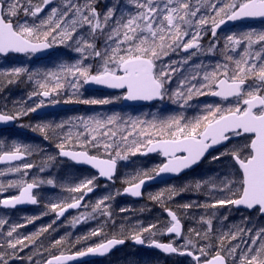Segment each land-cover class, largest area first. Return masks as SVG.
Listing matches in <instances>:
<instances>
[{
	"label": "snow or ice",
	"instance_id": "1",
	"mask_svg": "<svg viewBox=\"0 0 264 264\" xmlns=\"http://www.w3.org/2000/svg\"><path fill=\"white\" fill-rule=\"evenodd\" d=\"M127 5L117 14L118 7L99 11L98 0H83V3L80 0H60L59 3L56 0H0V56L7 57L10 53L34 55L60 44L81 57L43 73L30 72L24 66L0 68V87L5 83L19 82L26 76L29 82H34V90L28 99L59 97L70 90L69 98L63 101L66 104L106 105L113 102L109 98H81L80 89L88 84L123 89V99L128 101H163L167 98L181 109L192 107L189 102L194 96L211 95L225 101L234 98V102L228 106L205 105L202 114L192 118L183 112L163 117L153 115L151 120L125 118L118 113L106 117L79 116L75 118V132L71 128L65 131V126L73 123L71 120L55 125L47 122L24 125L41 134L45 140L54 139L58 149L55 155H47L39 171L43 172L58 157H64L97 169L100 177L111 181L118 160L126 161L137 153L158 152L166 158L165 162L152 169L139 170L125 180L127 186L123 193L140 197L142 186L147 181L163 173L179 174L197 165L209 149L220 146L223 151L218 150L212 160L229 158L238 179L221 178L218 173L150 195L151 200L163 207L170 218L168 221L146 226L137 222L128 228L122 224L119 233H114L111 238L68 254L64 250L59 254L52 251L58 247L62 249L64 237L53 241L47 248L38 245L37 241L69 209L89 207L90 211L82 212L71 220L73 226L98 217L105 220L99 227L78 237L76 242L97 236L107 237L105 226L109 221L115 225L108 203L113 196L100 197L92 205L83 202L97 186L96 177H86L68 186L60 185L68 193L78 195L49 201L46 204L48 211L42 215L51 212L56 219L36 232L22 236L18 229L33 223L39 216L27 218L26 223L12 224L0 218V264L25 259L19 253L30 246L33 247V255L27 257L28 264H67L89 254L104 255L126 240L166 254L187 255L195 264H264V227L234 225L227 232H219L214 253L208 243L214 235L216 209L227 205L243 206L264 215V30L226 35L221 62L213 65L211 70L208 66L196 64L195 72L183 75L174 89L169 87L173 74L202 51L200 41L209 31L212 40L207 53L211 54L219 45L217 29L226 20L264 18V0H127ZM82 29H87V35L80 31ZM101 37L102 47L97 43ZM181 51L189 53L182 63L164 61V57ZM88 59L99 62L95 71L92 64L84 63ZM59 102V99L50 100L52 104ZM44 106L45 100L40 99L33 106H27L25 102L14 111H0V122L18 120ZM42 151V148L31 144L13 141L6 145L0 140V164L6 165L0 169V177L18 175V178L0 182V195L9 189L18 191L16 195L0 198V206L36 205L39 199L35 189L44 184L57 186L52 178L27 179L28 170L36 165L26 158ZM187 191L204 194L208 199L203 203H183L179 209L212 211L196 220L202 226L200 229L190 228L189 234L184 235L181 217L177 210L167 206L166 200ZM124 211L127 209L122 208L121 212ZM248 220L246 217L245 222ZM157 234L183 237L185 242L177 245L173 239L163 243L155 239ZM201 240L205 243L200 244ZM45 252L48 253L47 258H44ZM37 256L41 259H35Z\"/></svg>",
	"mask_w": 264,
	"mask_h": 264
},
{
	"label": "trees",
	"instance_id": "2",
	"mask_svg": "<svg viewBox=\"0 0 264 264\" xmlns=\"http://www.w3.org/2000/svg\"><path fill=\"white\" fill-rule=\"evenodd\" d=\"M23 19V17H21ZM56 48V54L57 56L59 52L64 53L66 56H72L73 58H81L80 54L78 53V57L76 56L77 53L74 50H71L67 48L64 45V49L61 45H53ZM219 52V51H217ZM217 57H222L219 55H216ZM23 59V58H19ZM4 60L0 58V61ZM78 60V59H77ZM88 59L87 61H89ZM71 61V60H70ZM37 66L33 65H25L27 67L32 66L33 68H30L29 71L33 72V69L35 67H38L40 65V62L36 64ZM23 66V65H22ZM0 68H8V66H1ZM28 82L27 77H22L19 82V86L15 90V92H12L11 90L8 92V88L6 86V83L3 87H0V108L4 111H14L17 106H21L24 104V101L29 97V94L31 93L30 90L26 91V88H29V84H24ZM33 83L34 82H30ZM25 94V95H24ZM20 95L24 96V99H19ZM7 96L9 98H7ZM69 95H66V98L68 99ZM63 99V100H64ZM69 104H78V103H69ZM126 110L127 109H123ZM45 120H39L37 118H34L33 113H29L28 117H26L24 120H19V123L23 126L24 129H26V134L19 133L15 130L8 131V132H0V140H3L6 145H11L13 141L25 143V144H31L36 147L42 148L44 151L39 153H34L32 156L27 157V160L32 162L36 165V167L28 170V177L27 179L31 181L33 177H37L39 179L46 180V177L48 175H45L46 171H49V169L46 167L43 172L39 171V167L42 165V162L46 159L47 155H55L58 152V149L55 147L54 139L45 140L43 139L42 135L38 132H33L31 127H24V125H32L34 126L36 123H42ZM23 122V123H22ZM35 137V138H33ZM95 150H93L94 152ZM223 151V150H221ZM214 153L213 155H216ZM211 155L208 159L205 160V162L195 171L176 179L170 183L158 186V187H152L148 189L144 195L143 200L141 202H133L131 200H124L121 199L120 194L123 191V189L127 186L125 183V180L129 178L133 173L142 170V169H152L162 164V161L157 158L156 162L148 166L146 164L147 159H141L138 156V153L134 156L130 155L128 160H123V162H126L127 165H125L127 168L126 172L123 173L122 170V164H119L117 176L114 180V183L112 185H105L94 197L92 196L87 204L92 205L95 204L97 199L100 197H103L105 195H112L113 199L108 201V203L111 206L112 216L113 220L115 221V225L112 224L111 221L108 222V224L105 226V232L108 234L107 237L105 236H97L92 237L91 239L87 241H81L77 243V238L81 237L87 233H89L91 230L99 227L105 220L104 217H98L97 219L88 220L87 222H81L75 226L71 224V220L74 218H71L70 220L64 222L61 226L53 225L52 229H49L48 232L44 233L42 236L39 237L37 244L43 245L44 248H47L53 241L60 239L61 237L65 238V243L62 246V249L58 247L57 249H52V251L56 254H59L60 250H64L66 254L69 252L74 253L76 251L82 250L86 248L87 246H94L96 243H99L101 240H104L106 238H111L114 233H119L120 231V225H124L125 228H128L130 225H135L137 222L143 223L145 226L149 223H156V222H166L167 218L164 215V209L158 203L157 201L151 200L149 197L150 195H155L156 193L166 190L169 187H182L185 184H191L197 179H204L208 178L210 176H215L216 174H220V177L223 178L227 176L229 179L236 178V172L233 168L232 161L224 157L219 161H213ZM121 162V160H120ZM53 167L51 169H54L55 167H58V170L66 168V171L68 175H61L56 177L58 180L57 182L63 184V181H65L66 184H63L65 186L71 185L72 182L76 183L80 180L81 177H93L90 172H81L77 173L76 170H73L72 167H70L67 163L64 161L59 160L58 158L54 163H52ZM134 165V166H133ZM51 166V164L49 165ZM133 167V168H132ZM132 168V169H131ZM3 169V168H0ZM131 172V173H130ZM78 175L79 178L74 181L72 176ZM125 174V175H124ZM18 178V175H12V176H5L0 177V182H6L8 179H15ZM72 178V179H71ZM53 179V178H52ZM42 191L38 193L39 198V208L38 209H31L26 211H15V212H7V211H0V218L8 220L9 224L12 223H26V219L29 217H35L39 216V219H36L33 223L26 224L25 227L19 228L18 232L22 236H27L29 234H32L39 230L42 226H46L49 223H51L54 220V214L51 212H48L47 215H42L43 213L47 212L48 209L46 208V204L49 201H55L58 198L54 199L52 198L53 195L59 196L60 194L68 193L64 189H62L60 186H57L55 189L51 188L50 186H46V184L41 185ZM18 191L16 189H9L7 192L0 195V197H8L11 195H16ZM70 195H78V194H70L68 193V197ZM55 197V196H54ZM167 197V192H165V199ZM208 197L204 194L195 193L193 191H187L183 194L175 196L171 200H166L167 206L172 208L173 210H177L178 215L182 219L183 224V231L184 235H188V230L190 228H197L200 229L202 226L196 223V220L199 219L201 215H205L206 213H210L212 210H206L203 208L199 209H191V210H183L179 209L178 206L182 205L186 202H192V201H199L203 203L205 200H207ZM125 208L127 211L121 212V209ZM90 211V207L87 209H84V212ZM216 211V217L213 218V238L208 241L212 245L211 251L214 253L216 248L218 247V242L216 239V235H218L219 232L224 231L227 232L229 229H231L234 225H240V226H247V227H264V218H261L258 212L247 214L243 212H236L233 210L232 205H227L225 207H221L215 210ZM78 214L77 216H79ZM75 216V217H77ZM227 217V220H223V217ZM192 217H195L196 219H193ZM249 218L247 222H245V218ZM7 225L5 226L6 231ZM155 239L164 240L163 235L157 234ZM183 242L184 238H182ZM126 242L129 244L131 240H126ZM200 244H204L205 241H199ZM232 243H236V241H232ZM140 253H144L142 250L137 248H132L129 245H126L121 251L117 252L111 257H108L102 261L93 262L91 264H145V262H149L146 259L149 256L150 261L152 262H159L160 264H193V262L189 259H178V258H164L161 257L156 252H149L140 255ZM20 256L24 257L25 259L20 260H11L10 264H28L27 257L29 255H33V247L25 248L23 252L19 253ZM48 253H44V258H47ZM119 257V259H118ZM35 259H41L39 256L35 257ZM165 262V263H163Z\"/></svg>",
	"mask_w": 264,
	"mask_h": 264
},
{
	"label": "rangeland",
	"instance_id": "3",
	"mask_svg": "<svg viewBox=\"0 0 264 264\" xmlns=\"http://www.w3.org/2000/svg\"><path fill=\"white\" fill-rule=\"evenodd\" d=\"M60 2V0H59ZM58 2V3H59ZM81 3H83V0H80ZM109 7H118V13L119 14V10L120 9H124L125 7H128L127 5V0H107L106 2H103V0H98V10L101 12H104L107 10V8ZM22 19V18H21ZM256 30V31H262L264 30V26H260V27H251V28H247V29H237L235 31L229 32L228 34L231 33H236V34H240L241 32L244 31H249V30ZM83 34L87 35V29H82L80 30ZM227 34V35H228ZM225 35V33H224ZM209 37V34L207 36V38ZM225 38V37H224ZM224 38L221 39L219 41V45L217 47V50L214 53L208 54L207 53V49L209 46V42H206V45L203 46L202 51L198 52L197 55L193 56L191 58V60L189 61L188 64L183 65L182 70H178L176 73L173 74V82L172 84L169 86L170 88L174 89L177 86V83L179 81L180 78H182L183 75H187L189 74V72H195V65L196 64H203L205 66H208L209 70H211V67L213 65H215L217 62H221L223 60V56H222V45L224 44ZM209 40V39H208ZM98 46L102 47L103 45V37L100 38V40L97 42ZM60 45V44H57ZM62 48L64 49V45H61ZM219 51V52H217ZM216 55L222 56V57H217ZM78 57V53L76 55ZM77 59L80 58H73L72 56H66L64 53L59 52V54L57 56H53L50 59L44 61V63L40 64L38 67H35L33 69V73L39 72V73H43L47 70H56L58 68V66L61 63H70V62H75ZM71 60V61H70ZM169 60L171 61H177L182 63L183 59H179L178 54H171L168 57H164V61L168 62ZM33 62V59L31 57H25L22 60L19 58H9L6 60H1L0 61V65L4 67L8 66V68L13 67V66H24L28 69L33 68L32 66H25V65H31ZM84 63L86 64H92L93 65V71H95L98 67L99 62L98 61H94L92 59H90L89 61L85 60ZM201 74L203 72V69L200 70ZM20 84V83H19ZM19 84L13 83V84H6L7 88H8V92L11 90L12 92H15V90L17 89V87L19 86ZM24 84H29V88H26V91L32 92L34 90V85L33 83H30L29 81L26 83H23L22 86H24ZM95 93V92H94ZM92 92H90V90L86 89V86L84 85L81 89H80V96L81 98L84 99H88V98H97V99H103V98H109L112 99L113 102L110 104H106V105H85V104H80L81 109L78 112H74V113H69V114H65V115H57L54 116L53 118L49 119V121H44L50 124H58L61 121H65V120H71L73 121V123L68 124L65 126V131H67V129L71 128L73 132L76 131V127H75V118L79 117V116H84V117H88V116H101V117H106L112 114H116L118 113L120 116L122 117H140L144 120H151L153 115H157V116H167L169 114H173V113H180L183 112L184 115L188 118H192L194 116H196L197 114H202V109L204 108L205 105L208 104H221L222 106H228L230 104H232L234 101L232 102H214L209 100V96L210 95H205V96H194V98L189 102L192 107H188L186 109H181L178 107V105L173 104L169 99L165 98L160 104L156 105L155 107L152 108H146V109H128L123 110V105H122V94H109V95H104V96H99L98 94H94ZM71 91H67L64 92L61 96L59 97H53L54 99H59L62 101L63 98H66V95L70 96ZM25 95V94H24ZM7 98H9L7 96ZM19 99H24V96L20 95ZM41 98L40 97H32V99H26L24 101V103L26 102L27 106H33L35 103H37ZM62 105H67L69 106V103H64L63 101L61 102ZM54 105V104H53ZM0 111H4L2 109H0ZM26 117H28V115L26 116H21L18 121L20 120H24ZM23 123V122H22ZM15 131L19 132V133H24L26 134V129L23 128L22 125H17ZM35 138V137H33ZM36 139V138H35ZM138 156L140 157V153H138ZM135 157V156H134ZM157 160V158H152V159H147L146 164L148 166H150L151 164L155 163ZM118 164H122V170L123 173H125L128 169L125 168L127 165L126 162H123V160H118L117 162ZM134 166V165H133ZM51 167H53V165L51 164V166H48L47 168L49 169V171L45 172V175H48V177H46V179L52 178L53 173V169H51ZM133 168V167H132ZM131 168V169H132ZM127 169V170H126ZM131 173V172H130ZM15 174H9V176H12ZM125 175V174H124ZM74 177V176H72ZM59 178V177H58ZM79 178V177H78ZM86 177H81L80 179H83ZM72 179V178H71ZM57 182V178L54 179ZM63 184H66L65 181H63ZM59 182H57V186L63 185ZM72 184H74V182H72ZM49 186V185H46ZM56 186V187H57ZM51 188L55 189L56 187H52ZM55 196V197H54ZM54 199L56 198H60V199H66L68 198V193L65 194H60L59 196L57 195H53ZM164 238V235H163ZM184 244V242L180 241L177 245H182ZM145 254V253H140V255ZM119 259V257H118ZM149 262H145V264H153V261L151 262L148 258L146 259Z\"/></svg>",
	"mask_w": 264,
	"mask_h": 264
},
{
	"label": "water",
	"instance_id": "4",
	"mask_svg": "<svg viewBox=\"0 0 264 264\" xmlns=\"http://www.w3.org/2000/svg\"><path fill=\"white\" fill-rule=\"evenodd\" d=\"M49 7H52V5H50ZM46 12H47V9H46ZM43 14H45V13H41V15H43ZM240 24H264V18H241V19H238L236 21H227L226 20L225 24L221 25L220 28L217 29V33L219 31H221V30L232 28V27H235L236 25H240ZM211 38H212V36H211ZM190 51H194V50H190ZM55 53H56V48L54 46H52L51 48L42 50V51H40V52H38V53H36L34 55L10 53L7 57L0 56V58L6 59V58L11 57V56L20 57V58L21 57H26V56H32L33 59L36 60V61H45L49 57L54 55ZM182 53L183 54H188V53H185L183 51H182ZM85 86H86V89L94 91V92L124 93V91H125L123 89H109V88H106L104 86H98V85H94V84H88V85H85ZM40 98L44 99L45 102H49L51 100V97H49V98L40 97ZM210 99L211 100L225 101V100H222L219 97H213L211 95H210ZM232 100H234V98H229L227 101H232ZM161 102L162 101L159 100V99L152 100V101H128V100L122 99V105H123L124 108H134V109L153 107L155 105L160 104ZM73 109H75V107L62 105V104H54V105H51L49 107L40 108L36 112H34L33 114L35 116H44V115L46 116V115H54V114H58V113L68 112V111H71ZM16 125H17V120L11 121V122H7V123L0 122V131L13 130V129H15ZM218 150L221 151V150H223V148H221L220 146H217L214 149H209V152L205 154V157L202 158V160L197 165H194V166H192L189 169H185V170L181 171L179 174L163 173V174L155 177L153 180L147 181L142 186V189H141L142 195L140 197H132L129 194L123 193V191L121 192L120 197H121V199H124V200H131L133 202H141L143 200L144 193L148 189H150L152 187H158V186L170 183V182H172V181H174L176 179H179V178H181V177H183V176L195 171L196 169H198L205 162L206 159H208L211 155L216 153ZM156 155H159L161 157L162 161L165 162L166 158L161 156L158 152H156V153H148L146 155H141V157L142 158H149V157H153V156H156ZM58 158L60 160L70 162L71 164H73L75 167H77L79 169H85V170L91 171L93 174H95L98 177L100 182L103 183V184H113L114 179L116 178L118 166L116 168V172L114 174L113 179L111 181H109L105 177H100L99 173H98V170L97 169H93L89 165L77 164V163L71 161L70 159L64 158V157H58ZM15 163H20V162H15ZM5 167H6V165L0 164V168H5ZM38 189H35L34 191H37ZM97 192H98V189L94 188L93 192L88 193L85 196L83 202L87 201L90 198V196L96 194ZM38 206H39V204H36V205L22 204V205H17L15 208L4 207V206H0V208L2 210H4V211H19V210H26V209H29V208H37ZM232 207L237 212H247L249 214H252L253 212L256 211L255 209L248 210V209H246L243 206H239V207L232 206ZM81 210H82V208H80V209H69L67 212H65L63 217H61L59 220H57V222H60V221L64 220L66 217H68L69 215H71L73 213H76V212H79ZM260 216L264 217V215H261V214H260ZM172 237L173 236L165 234V238H172ZM181 238H175V239L181 240ZM126 244H127V242H125L122 245H116L112 249H110V251L108 253H106L104 255L89 254L88 256L78 257V258H76L73 261H69V262H67V264H89V263L94 262V261H99V260L106 259V258L112 256L113 254H115L116 252L120 251L121 249H123L126 246ZM129 245L131 247H133V248H144V249L149 250V251H156V252L161 253L162 255H165V256L179 255L177 253L166 254V253L162 252L159 249H156V248H153V247H149L147 245H137L133 241L130 242ZM180 256H182V255H180ZM182 257H185V258H188V259L192 260V258L187 256V255H183ZM194 264H195V262H194Z\"/></svg>",
	"mask_w": 264,
	"mask_h": 264
},
{
	"label": "flooded vegetation",
	"instance_id": "5",
	"mask_svg": "<svg viewBox=\"0 0 264 264\" xmlns=\"http://www.w3.org/2000/svg\"><path fill=\"white\" fill-rule=\"evenodd\" d=\"M107 0H103V2H106ZM59 2V0H57L56 1V3H58ZM52 6H55V4L54 5H52ZM43 15H45V14H43ZM42 15V16H43ZM260 26H264V25H260V24H255V25H249V24H244V25H236L235 27H232V28H228V29H224V30H221V31H219L218 33H217V38L219 39V41L221 40V39H223L229 32H232V31H235V30H237V29H247V28H251V27H260ZM224 33H225V35H224ZM208 34H209V37L207 38V36H208ZM208 34L207 35H205L204 36V38H203V40L202 41H200V43H201V45H202V48H203V46H205L206 45V42L208 43V42H210L211 40H212V38H211V32L209 31L208 32ZM209 39V40H208ZM189 55V53L188 54H183L182 53V51L181 52H179L178 53V57H179V59H183L184 57H186V56H188ZM41 64V63H40ZM90 92H92V93H94L93 91H90ZM119 94V93H114V92H95L94 94H98L99 96H104V95H109V94ZM121 94V93H120ZM123 96H124V93L122 94ZM123 96H122V99H123ZM210 97V96H209ZM51 99H54L53 97H51ZM64 99V98H63ZM62 99V101H64ZM209 100H211L210 98H209ZM61 100H60V102L59 103H56V104H61V102H62ZM211 101H214V102H232V101H234V100H232V101H220V100H211ZM51 105H53L52 103H50V101L49 102H45V106L44 107H49V106H51ZM69 105H72V104H69ZM76 105V108L75 109H73V110H71V111H68V112H63V113H58V114H54V115H44V116H35L34 114H33V116H34V118H37V119H39V120H45V121H49V119H51V118H53L54 116H57V115H65V114H69V113H74V112H78L80 109H81V106H80V104L78 103V104H75ZM43 108V107H42ZM129 109H132V108H129ZM17 125H21L20 123H19V121L17 120ZM1 132V131H0ZM152 158H159L161 161H162V159H161V157L159 156V155H156V156H153V157H149V158H147V159H152ZM59 159V158H58ZM60 160V159H59ZM61 161H63V160H61ZM65 163H67L70 167H72L73 168V170H76L77 171V173H80V171L81 172H90L91 173V175L93 176V177H96V179H95V184L97 185L95 188H97V189H99L98 190V192L100 191V189H101V187H102V185H103V183H101L100 182V180L98 179V177L95 175V174H93L91 171H88V170H85V169H79V168H77V167H75L73 164H71L70 162H67V161H64ZM163 162V161H162ZM53 174L52 175H50V176H53L52 178L53 179H55L56 177H58V176H61V175H68V173H67V171H66V168H65V170L64 169H61L60 171L58 170V167H55L54 169H53V172H52ZM78 175H75L74 174V177H72L73 178V180L74 181H76L77 179H78ZM114 183V182H113ZM110 185H112V184H110ZM42 191V187H39V189L37 190V191H35L36 193H40ZM97 192V193H98ZM96 193V194H97ZM18 194V193H17ZM96 194H94V195H92L93 197L96 195ZM92 196H90V198L92 197ZM89 198V199H90ZM39 199V198H38ZM88 199V200H89ZM88 200L87 201H85L84 203H86L87 204V202H88ZM39 204V203H38ZM40 206V205H39ZM39 206L37 207V208H29V209H26V210H31V209H38L39 208ZM84 209L85 208H82V210L81 211H79V212H76V213H73V214H71V215H69L68 217H66L64 220H62V221H60V222H57V220H56V223H55V225L56 226H61V225H63L64 224V222H66V221H68V220H70L71 218H73V217H75V216H77L78 214H80V213H82V212H84ZM26 210H19V211H26ZM7 212H12V211H7ZM257 212V211H256ZM259 214V213H258ZM261 218H263V217H261ZM56 219V217H55V214H54V220ZM173 239H175L174 237H172V238H165V235H164V240L162 241V240H159L160 242H163V243H168V242H170V241H172ZM182 242V240H177V239H175V242H176V244H178L179 242ZM140 250H142L144 253H149V252H155V251H149V250H146V249H144V248H140ZM158 253V252H157ZM161 257H164V258H170V259H172L173 260V258L175 259V258H178V259H183V258H185V257H182V256H180V255H173V256H165V255H162L161 253H158ZM163 263H165V262H163Z\"/></svg>",
	"mask_w": 264,
	"mask_h": 264
},
{
	"label": "bare ground",
	"instance_id": "6",
	"mask_svg": "<svg viewBox=\"0 0 264 264\" xmlns=\"http://www.w3.org/2000/svg\"><path fill=\"white\" fill-rule=\"evenodd\" d=\"M36 64H38V62L36 61V60H34L33 59V62H32V64L31 65H35V66H37ZM69 106H71V107H75L76 108V105L75 104H72V105H69ZM0 198H5V197H0ZM0 211H4V210H2L1 208H0ZM164 215H165V217L167 218V221L169 220V218L167 217V215H166V213L164 212ZM116 254V253H115ZM114 255V254H113ZM112 255V256H113ZM111 257V256H110ZM185 259H188V258H185ZM190 260V259H189ZM153 264H160L159 262L157 263V262H153Z\"/></svg>",
	"mask_w": 264,
	"mask_h": 264
}]
</instances>
